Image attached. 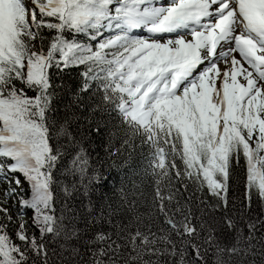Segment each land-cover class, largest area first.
<instances>
[{"label":"snow or ice","instance_id":"obj_1","mask_svg":"<svg viewBox=\"0 0 264 264\" xmlns=\"http://www.w3.org/2000/svg\"><path fill=\"white\" fill-rule=\"evenodd\" d=\"M0 186V264H264V0H0Z\"/></svg>","mask_w":264,"mask_h":264},{"label":"trees","instance_id":"obj_2","mask_svg":"<svg viewBox=\"0 0 264 264\" xmlns=\"http://www.w3.org/2000/svg\"><path fill=\"white\" fill-rule=\"evenodd\" d=\"M237 175H238V177L240 176L239 170L237 172ZM21 179H23V178L21 177ZM233 190L235 191V194H236L237 197H242L243 193H244V184H243V182L241 180H238L237 184L234 185ZM30 215H31V213L29 212V216Z\"/></svg>","mask_w":264,"mask_h":264},{"label":"rangeland","instance_id":"obj_3","mask_svg":"<svg viewBox=\"0 0 264 264\" xmlns=\"http://www.w3.org/2000/svg\"><path fill=\"white\" fill-rule=\"evenodd\" d=\"M0 187H2V186H0ZM3 195V193L2 192H0V196H2ZM9 203L11 204V201H9Z\"/></svg>","mask_w":264,"mask_h":264}]
</instances>
